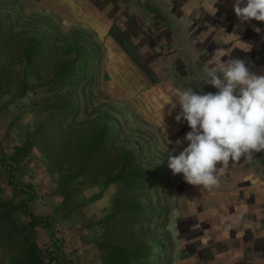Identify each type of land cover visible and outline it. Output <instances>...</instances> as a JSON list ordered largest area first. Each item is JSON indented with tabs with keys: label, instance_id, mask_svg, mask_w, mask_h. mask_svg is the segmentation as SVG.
Wrapping results in <instances>:
<instances>
[{
	"label": "crops",
	"instance_id": "0c3cea01",
	"mask_svg": "<svg viewBox=\"0 0 264 264\" xmlns=\"http://www.w3.org/2000/svg\"><path fill=\"white\" fill-rule=\"evenodd\" d=\"M33 1L98 38L108 87L158 137H171L176 151L186 146L183 137L190 128L175 118L176 98L165 102L188 82L216 91L190 79L210 66L217 48L229 50L225 59L241 58L264 74V21H240L234 0ZM178 138L183 143L177 144ZM177 175L182 215L189 222L175 230L179 264H264V151L230 160L214 186L192 185Z\"/></svg>",
	"mask_w": 264,
	"mask_h": 264
},
{
	"label": "rangeland",
	"instance_id": "374dc122",
	"mask_svg": "<svg viewBox=\"0 0 264 264\" xmlns=\"http://www.w3.org/2000/svg\"><path fill=\"white\" fill-rule=\"evenodd\" d=\"M0 29V35L4 33L0 36V147H7L8 142L22 144L27 139L33 144L31 154L13 173L16 185H9L10 174L0 165V186L4 198L19 203L28 196L15 188L20 183L30 182L37 193L31 208L38 215H49L64 198L56 192L60 174L52 170L53 166L62 169L70 166V162H75L82 151L81 140L90 138L98 130L104 116L110 120L112 115L109 124H112V120L118 122V134L109 150L111 159L101 161L102 165L108 167L110 163L116 164L115 153L118 149L136 148L142 150L139 158L146 168H155L156 165L161 169L166 167L164 171L168 174V182L160 179L152 189H147L148 192L138 191L130 196L148 205L149 198L146 195L150 192V198L154 201L153 207H150L156 212V222L152 226L157 225L156 234L168 245L167 256L166 253L161 254V264H179L178 252L175 250L177 241L172 242V238L177 237L175 230L180 225H188L189 222L182 215V189L177 183L179 175L173 174L168 166V152L173 150L169 142L171 137H158L150 125L144 124L133 106L108 87L100 64L98 38L91 35L89 30L63 23L51 10L33 0H0ZM39 38V50L27 62V48ZM78 39L79 44H85L91 53L87 65L85 63L84 81L75 89L71 85H53L51 78L55 70L76 56L67 55L64 50L78 43ZM131 39L136 40L135 37ZM24 82L32 88L21 95ZM65 101L72 104V111L64 113L53 106L54 103ZM60 156L65 159L58 165ZM93 172L86 178L71 182L72 186L66 185L74 189L70 197L76 208L70 217L57 219L54 226L56 236L62 237L65 242L64 264L102 262L100 242L103 240V227L98 222L112 206L116 189L108 191L110 194L106 191L105 195L98 196L106 173L102 169ZM62 184L65 185L64 181ZM81 202L84 204L78 205ZM66 209H62V214L69 212ZM19 218L22 222L29 219L23 213L19 214ZM139 228V225H135L132 229L139 235ZM125 229L121 225L118 228L122 233ZM39 232L45 238L47 248L53 238L44 228H39ZM122 236L123 240L127 239L124 238L126 233ZM0 264H7L6 253L2 250Z\"/></svg>",
	"mask_w": 264,
	"mask_h": 264
},
{
	"label": "trees",
	"instance_id": "16d2710c",
	"mask_svg": "<svg viewBox=\"0 0 264 264\" xmlns=\"http://www.w3.org/2000/svg\"><path fill=\"white\" fill-rule=\"evenodd\" d=\"M3 35L4 33L0 36ZM40 40L41 38L37 39L35 44L27 48V62L38 52ZM79 42L80 40L73 46H67L64 50L65 54H76V56L73 60L62 63L55 70L51 78L53 85L60 87L71 85L75 89L84 81L85 63L87 65L91 53L85 44H79ZM93 49L95 48L91 50ZM94 53L97 56L95 50ZM31 88L28 83L24 82L20 94L24 95ZM53 106L58 107L64 113L74 109L68 101L54 103ZM78 109L79 107L76 108V111ZM110 116L111 120L112 115ZM110 120H108V116H104L98 130L90 138L81 140L83 142L82 148H80L82 151L79 152V158L75 162H70V166L62 169L53 166L52 170L58 171L60 174V184L57 186L56 192L61 193L64 198L49 215H38L31 208L33 201L37 198V193L30 182L20 183L15 188L28 196L19 203L4 198L3 189L0 186V250L6 253L7 264H64L62 258L65 256L66 246L64 239L55 234V223L59 218L70 217V213L75 211L76 207L72 205L70 197L74 191L70 188L71 182L79 178H86L92 170H94V174L95 170L100 169L106 173V178L98 196L105 195L106 191L107 194H110L108 191L116 189L112 206L98 222L103 227V240L100 242L101 264L162 263L161 254L166 253L167 256L168 245L156 234L157 225L152 226V223L156 222V212L151 208L154 204L153 199L150 198L151 194L149 192L146 195L149 198L148 205L141 204L130 195L138 191L152 189L155 182L160 179H165L168 182L167 172L164 171L166 167L163 166L161 169L156 165L155 168H146L139 158L141 155L139 152L142 150L136 148L122 149V151L118 149L115 153V156L117 154V163L114 165L110 163L108 167L103 166L101 161L111 159L109 150L113 139L118 134V122L112 120V124H109ZM31 144V141L27 139L22 144L8 142L7 147H0V165L10 174L9 185L14 186L13 173L31 154L33 147ZM59 159L58 165L64 161L65 157L60 156ZM63 181L65 185L62 184ZM68 184L70 185L66 186ZM82 204L84 203L81 202L78 205ZM66 207L69 209L67 210ZM62 209L69 212L62 214ZM21 213L26 214L29 219L22 222L19 218ZM120 225L126 227L124 233L118 230ZM135 225L140 226L138 232L141 233L139 235L132 229ZM39 228L46 229L53 238L47 248H45V238L40 235ZM125 233L126 237L124 238L127 239L123 240L122 235ZM172 242H175L173 238Z\"/></svg>",
	"mask_w": 264,
	"mask_h": 264
},
{
	"label": "clouds",
	"instance_id": "9594fccd",
	"mask_svg": "<svg viewBox=\"0 0 264 264\" xmlns=\"http://www.w3.org/2000/svg\"><path fill=\"white\" fill-rule=\"evenodd\" d=\"M232 6L242 22L264 21V0H234ZM218 30L225 33L224 28ZM228 54V49L217 48L210 66L190 79L203 80L216 91H205L199 84L193 88L188 82L165 102L176 98L172 107L178 103L180 111L175 118L190 128L183 137L186 146L168 152V166L192 185H217L230 160L264 151V74L250 70L241 58L225 59Z\"/></svg>",
	"mask_w": 264,
	"mask_h": 264
}]
</instances>
